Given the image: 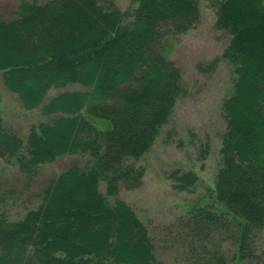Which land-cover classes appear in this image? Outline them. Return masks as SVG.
Instances as JSON below:
<instances>
[{
    "label": "trees",
    "instance_id": "trees-1",
    "mask_svg": "<svg viewBox=\"0 0 264 264\" xmlns=\"http://www.w3.org/2000/svg\"><path fill=\"white\" fill-rule=\"evenodd\" d=\"M131 2L126 23L107 0L20 2L16 18H0L3 85L24 110L59 115L31 125L25 143L0 117V159L24 173L66 155L93 159L87 170L71 167L51 181L41 204L22 219L0 217V264H163L147 228L117 195L121 185L140 187L144 171L134 163L181 94L179 70L160 46L197 24L199 0ZM215 15V28L230 37L222 59L235 75L223 102L215 198L236 221L233 258L253 264V257L264 261L263 253L254 254L255 235L264 230V3L221 0ZM68 84L87 91L61 92L44 102L49 90ZM95 120L107 127L99 129ZM195 178L182 174L173 189L187 192ZM101 180L112 204L99 192ZM201 209L193 207L185 225L192 239L186 263L226 264L204 239L222 218Z\"/></svg>",
    "mask_w": 264,
    "mask_h": 264
},
{
    "label": "rangeland",
    "instance_id": "rangeland-1",
    "mask_svg": "<svg viewBox=\"0 0 264 264\" xmlns=\"http://www.w3.org/2000/svg\"><path fill=\"white\" fill-rule=\"evenodd\" d=\"M31 1L0 0V18H16L18 4ZM36 1L43 4L47 0ZM107 1L124 14L125 23L131 19L128 15L131 0ZM220 1L199 0L197 24L184 34L163 39L160 51L179 70L181 94L147 152L134 163L144 171L140 187L126 190L121 185L117 195L147 228L154 243L155 258L163 264H188V244L192 239L185 225L193 207L202 208L203 212L209 210L222 218L206 231L205 246L207 250L216 249L219 255L224 256L226 264H238L233 258L236 221L223 211L214 191L215 175L220 166L221 139L226 131L223 102L232 94L235 80L233 67L222 59L230 37L214 26L215 11ZM215 60L219 62L212 65ZM65 91L87 90L68 84L64 89L49 90L44 102ZM58 116H44L40 109L24 110L17 96L3 85L0 73V117L5 128L24 143L31 125L50 123ZM92 123L99 129L107 127L99 120ZM21 154L27 156L24 147ZM92 161L88 154L66 155L24 173L13 161L1 158L0 217H5L8 222L22 219L27 211L41 204L43 191L51 181L71 167L85 171ZM185 173L193 174L195 183L189 191L178 192L173 189L175 178ZM99 192L109 204L113 203L114 198L105 194V182L102 180ZM216 226L219 228L215 229ZM255 237L254 254L261 256L264 254V230L256 233ZM252 261L253 264H264L258 257H253Z\"/></svg>",
    "mask_w": 264,
    "mask_h": 264
}]
</instances>
